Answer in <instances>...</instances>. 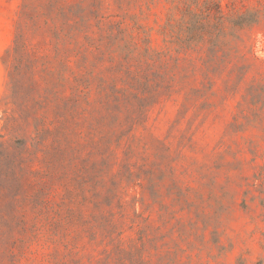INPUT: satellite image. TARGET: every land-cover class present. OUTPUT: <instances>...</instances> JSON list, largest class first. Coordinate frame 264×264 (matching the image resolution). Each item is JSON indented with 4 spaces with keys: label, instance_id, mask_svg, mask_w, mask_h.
I'll return each mask as SVG.
<instances>
[{
    "label": "rangeland",
    "instance_id": "374dc122",
    "mask_svg": "<svg viewBox=\"0 0 264 264\" xmlns=\"http://www.w3.org/2000/svg\"><path fill=\"white\" fill-rule=\"evenodd\" d=\"M65 1L94 36L69 108L55 42L13 85L21 26L44 37L0 0V264H50L19 225L43 207L68 264H139L141 230L146 264H264V0Z\"/></svg>",
    "mask_w": 264,
    "mask_h": 264
},
{
    "label": "trees",
    "instance_id": "16d2710c",
    "mask_svg": "<svg viewBox=\"0 0 264 264\" xmlns=\"http://www.w3.org/2000/svg\"><path fill=\"white\" fill-rule=\"evenodd\" d=\"M33 10L25 11V15L31 20L33 31L40 32L42 38H26L24 28L21 26L20 31L15 38V52L13 68L10 72L13 85L16 83L17 74H19L20 65L23 62L30 63L28 70H34V63L39 59L48 58L47 51L40 50L44 48L41 42L45 41L44 46L55 42V53L69 76L67 84L70 88V95L67 96V103L70 105L78 101L77 93L79 90L80 78L73 68V56L81 44V37L93 44V31L91 18L85 14L82 8L73 10L66 6L65 0H36ZM218 5V4H217ZM73 13L75 19L70 18ZM98 17V15H96ZM72 103V104H71ZM48 207V206H47ZM45 209V210H44ZM39 213H47L46 216L36 218L35 221L21 219L19 221L20 229L23 232L37 239H45L51 247L50 264H68V251L71 249V243L68 239L66 230L70 220L64 216H51V213L60 215L62 210L58 208H47L39 210ZM138 217L140 213H135ZM140 245H133L134 250L139 255V264H146L142 251L144 250V234L140 231ZM32 240V238H31Z\"/></svg>",
    "mask_w": 264,
    "mask_h": 264
}]
</instances>
